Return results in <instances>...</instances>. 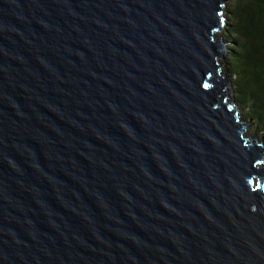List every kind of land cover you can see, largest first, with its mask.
I'll list each match as a JSON object with an SVG mask.
<instances>
[{"label":"water","instance_id":"1","mask_svg":"<svg viewBox=\"0 0 264 264\" xmlns=\"http://www.w3.org/2000/svg\"><path fill=\"white\" fill-rule=\"evenodd\" d=\"M231 1L0 0V264H264Z\"/></svg>","mask_w":264,"mask_h":264},{"label":"trees","instance_id":"2","mask_svg":"<svg viewBox=\"0 0 264 264\" xmlns=\"http://www.w3.org/2000/svg\"><path fill=\"white\" fill-rule=\"evenodd\" d=\"M227 11L226 62L234 102L246 108V118L264 134V0H232Z\"/></svg>","mask_w":264,"mask_h":264},{"label":"rangeland","instance_id":"3","mask_svg":"<svg viewBox=\"0 0 264 264\" xmlns=\"http://www.w3.org/2000/svg\"><path fill=\"white\" fill-rule=\"evenodd\" d=\"M231 2H232V1H231ZM231 2H227L226 5L228 6ZM227 15H228V13H227ZM225 17H226V21H225V24H224V27H223L224 32H221V38L223 39L224 42H226V31H225V29H226L227 17H228V16L225 15ZM226 45H230V44H229L228 42H226ZM228 47H229V46H227V51H228ZM228 52H229V51H228ZM227 58H228V57H227ZM227 58H226V59H227ZM226 59L224 60V62H225V64H226V66H225V72H226V74H227L228 76H231V75H230V72L228 71V64H227V62H226ZM232 82H233V77L231 76V84H232ZM231 87H232V90H233V94H234L233 97H234V100H235L234 87H233V85H231ZM234 103H235V102H234ZM235 105H236V104H235ZM236 108H237V109H242V110H243V111L239 112V117L242 118L243 120H247V124H250V123H251V126L248 127L247 130H246V132H247V134H248V137L251 139V137H253L254 134H255V135H256V139H257V143H261V136H262L263 134L258 132V129H257V127H256V124H255L253 121H251V120H249V119L246 118V108H244V107H239V106H237V105H236Z\"/></svg>","mask_w":264,"mask_h":264},{"label":"bare ground","instance_id":"4","mask_svg":"<svg viewBox=\"0 0 264 264\" xmlns=\"http://www.w3.org/2000/svg\"><path fill=\"white\" fill-rule=\"evenodd\" d=\"M246 135L248 136V134L246 133Z\"/></svg>","mask_w":264,"mask_h":264},{"label":"clouds","instance_id":"5","mask_svg":"<svg viewBox=\"0 0 264 264\" xmlns=\"http://www.w3.org/2000/svg\"><path fill=\"white\" fill-rule=\"evenodd\" d=\"M236 106V105H235Z\"/></svg>","mask_w":264,"mask_h":264}]
</instances>
